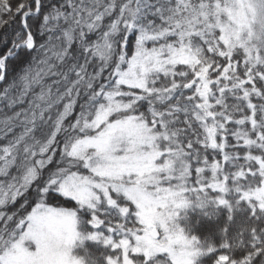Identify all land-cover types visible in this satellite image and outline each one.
Returning a JSON list of instances; mask_svg holds the SVG:
<instances>
[{"label":"snow or ice","instance_id":"obj_1","mask_svg":"<svg viewBox=\"0 0 264 264\" xmlns=\"http://www.w3.org/2000/svg\"><path fill=\"white\" fill-rule=\"evenodd\" d=\"M0 264H264V0H0Z\"/></svg>","mask_w":264,"mask_h":264},{"label":"trees","instance_id":"obj_2","mask_svg":"<svg viewBox=\"0 0 264 264\" xmlns=\"http://www.w3.org/2000/svg\"><path fill=\"white\" fill-rule=\"evenodd\" d=\"M207 223H210V222H207ZM198 234H200V235H207V232L206 231H201V232H199ZM89 247H90V250H92V251H97V249H96V247L94 246V245H92L91 244V242H89Z\"/></svg>","mask_w":264,"mask_h":264}]
</instances>
